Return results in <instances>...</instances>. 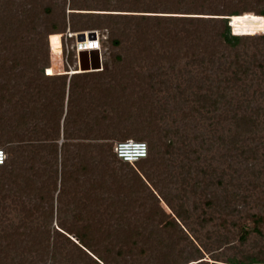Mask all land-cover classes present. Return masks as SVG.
<instances>
[{"label":"rangeland","instance_id":"374dc122","mask_svg":"<svg viewBox=\"0 0 264 264\" xmlns=\"http://www.w3.org/2000/svg\"><path fill=\"white\" fill-rule=\"evenodd\" d=\"M24 1L0 0V135L15 141L0 148L6 151L18 141L38 146L36 167L56 170L57 184L50 187L43 202L22 194L14 202L12 196L4 201L5 209L0 206V264H56L58 260L95 264L71 243L61 224L82 228L90 219H108L107 210L124 209L126 204L108 200L100 204L107 193L91 188L99 179L97 147H115L119 141L113 138L120 133L132 134L131 139L137 140L134 137L142 135L135 131L142 128L144 136L157 130L164 137L160 155L147 168L153 177L158 175L159 189L183 215L177 219L178 226L168 229H164L166 221L158 220V264H237L250 257L263 259L264 40L241 44L233 51L225 46L214 49L209 41L206 44L207 35L213 38L219 27L190 25L182 18L158 21V28L153 21L132 16L116 18L108 28H81L104 14L145 13L103 11L115 8L75 11L70 0H56L57 7L49 16L41 1ZM105 1L116 4L122 0L88 3L102 5ZM168 1L158 0V5L165 3L158 6V12L175 13L158 16L213 18V14L244 9L256 0H185L181 5L180 0ZM193 29L203 34L194 39L190 36ZM68 30L98 31L101 63L88 74L70 75L77 61L71 50L75 40L70 39L65 43V52L70 49L67 73L51 77L61 78L60 82L41 79L39 68L46 75L51 67L49 37ZM156 30L158 35L153 34ZM171 38L172 47L166 48L164 43ZM115 40L121 44L115 45ZM81 75L89 77L77 78ZM63 80L65 96L58 92L42 110L47 95L39 94L40 88H56ZM70 89L75 102L72 115L66 118ZM103 115L116 116L101 122ZM43 130L47 138H42ZM170 139L178 155L167 177L164 167L172 158L166 151ZM55 145L56 157L52 154ZM66 158L69 173L75 165L88 164L89 170L75 171L79 181L64 185L61 175ZM16 167L21 170L20 164ZM117 169L128 176L142 172L137 164L117 165ZM15 174L0 173V184L14 181ZM164 204L159 203L175 219ZM22 206L30 212H22ZM244 229L250 230L246 241L241 240Z\"/></svg>","mask_w":264,"mask_h":264},{"label":"trees","instance_id":"16d2710c","mask_svg":"<svg viewBox=\"0 0 264 264\" xmlns=\"http://www.w3.org/2000/svg\"><path fill=\"white\" fill-rule=\"evenodd\" d=\"M25 0L24 2H26ZM44 4V11L49 16L53 14L54 10L57 7L56 0H38ZM66 1V0H64ZM102 1V0H101ZM123 1V0H122ZM118 2L116 4H112L110 2L105 1L106 3H101L97 5H90L88 0H70V7H73L72 10L80 11L83 9L79 8H115V10H103V11H115V12H142L147 13L149 15H128V14H104V16H97L96 20H88L86 23L79 25L81 28H108L109 24L116 18H125L128 19V16H132L133 19H140L146 21L155 22L158 28V21L162 20H176V19H186L190 25L195 23L199 25H208L210 28L219 27L220 31H213L215 34L213 38L211 34H208L206 44L212 46V48L216 49L217 46H225L227 49L230 48L231 51L235 50L239 45H248L254 40H264V35L259 37H237L231 35L230 28L228 26L227 17L235 14L245 13L246 15L239 19L242 26L245 27H254L256 26L254 23L256 21L255 14L249 13L250 11L256 12L257 14L264 16V0H256L253 3H248L244 9H233L227 12L226 14H213L211 15L213 18H188V17H174V16H158L159 13H170L173 14L175 12H158V6H161L165 3H159L158 0H127L124 2ZM170 1V0H169ZM169 1L167 4H169ZM185 0H180V5L184 3ZM170 10V9H166ZM222 12V11H221ZM80 12H75L74 14H79ZM218 16V17H217ZM225 16V17H223ZM217 17V18H215ZM137 27V26H136ZM196 27V26H195ZM138 28V27H137ZM158 30V29H157ZM153 31V34L158 35V31ZM212 32V33H213ZM125 34V31L122 32ZM131 33V30H130ZM203 34V31H199L198 29H193V32L190 33V36L194 39L199 38L200 35ZM248 34L249 33H245ZM61 34H52L49 37L50 40V49H51V67L47 68L49 75H44L42 69L39 71L36 69L37 65H34L35 73H38L41 79H51L57 74L67 73L66 68L64 67V63L61 59L62 45H61ZM158 37V36H157ZM176 37V36H175ZM172 39L167 40L164 45L166 48L172 47ZM209 41V43H208ZM155 42L154 47L158 44V38L153 41ZM121 41L115 40V45H120ZM217 44V45H216ZM182 50H177V52H181ZM43 67L46 68V58L42 59ZM38 64V63H37ZM42 67V66H41ZM82 73V74H88ZM95 73V72H94ZM52 75V76H50ZM77 75V74H75ZM82 77H77L79 79H85L89 76L81 75ZM61 78H56L54 81L60 82ZM56 88H40L39 94L42 96L47 95L46 103L42 104V110L46 109L50 106L52 102V97L60 92V96H65L64 91V80L60 84H56ZM72 89V88H71ZM70 89L69 94V110L67 116L72 115V111L74 109V96L72 95ZM44 93V94H42ZM59 96V97H60ZM114 113L117 111L113 109ZM101 115V114H100ZM116 116V115H115ZM113 115H103L100 119L101 122H107L113 120L115 117ZM54 121V120H53ZM53 123V122H52ZM51 128V127H50ZM143 128L136 129L135 133L140 134L142 136H135L134 139L138 141L147 140V144L149 147V153L147 158L138 161L137 164L142 172L140 174H133V176L123 175L124 173H120L117 169V165H120L121 168L123 165H131L129 163H123L119 159H117L114 153V147L105 144L97 147L96 153V165L97 170L99 169L98 180L93 181L91 184V188L97 189L101 192H106L107 195L105 198L100 201V204H104L107 200L111 202H116L118 204H126L124 205V209L121 211H113L107 210L109 213L108 219L102 220L98 219L93 222L90 219V223H85L82 228L75 227L74 225L64 226L61 224L64 232L68 235V237L73 241L71 243L75 244L77 249L81 253H83L86 257H89L95 264H128L132 262L133 264H138L139 260L145 261V264H158V220L166 221L164 223V229H168L171 227L178 226L177 219L182 220V213L174 207L171 199L166 196V193L159 189L158 186V175L153 177L152 174L149 173L150 169L147 168L149 164L156 161V158L160 155V149L162 146L163 136L161 132L157 130H150L147 132V135H143ZM42 138H47L48 133L46 130L41 132ZM129 134H122L118 137L115 136L113 139H118L117 141H125L133 138L128 136ZM106 138V136H104ZM114 137V135H113ZM15 141L11 139L4 140L3 136L0 135V146H4L6 144L14 143ZM17 146L6 147L7 159L3 166H0V173L5 174L9 171L15 174V179L12 181L8 179L9 184H0V206L5 209L4 201L7 199H11L12 202L15 201V197L22 198V194H26L27 198L32 196L39 199L40 202L45 200V196H49L50 187L52 185H56L55 183L57 178V171L51 169L44 171L41 168H37V160L39 150L38 146L29 144L25 145L21 141H18ZM44 146H41L40 150L43 149ZM113 148V149H112ZM56 145L52 146L53 155L56 157ZM175 146L171 139L166 145L167 154L172 157L167 162V165L164 167L165 175L167 177H171L167 174L172 173L173 162L175 159ZM69 154V153H68ZM31 160V164L28 166L27 164ZM171 161V164H170ZM21 165V170L17 169V165ZM88 165V164H87ZM87 165H76L74 166L75 171L87 172ZM99 165V166H98ZM79 166V168H78ZM89 166V165H88ZM36 167V168H35ZM80 169V170H79ZM120 169V168H119ZM17 170V171H15ZM71 171L69 173L68 170V158L64 160L62 163V175H61V183L67 185L68 182L73 179L77 182L75 175L76 172ZM43 180L42 183V179ZM162 178V177H161ZM163 179V178H162ZM161 179V180H162ZM79 181V180H78ZM95 182V184H94ZM114 185V186H113ZM112 187H116L114 190ZM65 189V188H64ZM112 194L109 196V193ZM157 192V194L155 193ZM12 196V197H11ZM164 202V207L171 209L175 215V219H170L162 207H160L159 203ZM128 202V203H127ZM130 203V204H129ZM152 204L155 207H152ZM50 206V205H49ZM23 207V206H22ZM115 207V206H113ZM24 208V207H23ZM25 213L30 212L28 209L24 208ZM51 214L53 213L52 204L49 211ZM106 213V214H107ZM112 222L110 224L109 222ZM106 222L107 224H105ZM255 230L258 231L257 227ZM258 233H261L258 231ZM250 235V230L244 229L241 234V240L246 241L247 237ZM72 238H75V241ZM107 246V247H105ZM104 247V250H102ZM116 250V251H114ZM262 255L264 256V250H262ZM113 257V258H109ZM129 259V261H128ZM142 261L139 264H143ZM56 264H74L71 261H56ZM234 264V263H230ZM237 264H264V258L260 259L259 257H250L248 262L239 261Z\"/></svg>","mask_w":264,"mask_h":264},{"label":"built area","instance_id":"2783aa9c","mask_svg":"<svg viewBox=\"0 0 264 264\" xmlns=\"http://www.w3.org/2000/svg\"><path fill=\"white\" fill-rule=\"evenodd\" d=\"M246 14H237L227 17L228 26L230 28L231 35L237 36V37H246V36H257L264 34V16L262 15H255L256 21L254 27H245L242 26L239 19L244 17ZM83 33L85 35V40H78L79 35ZM91 33H94L95 38L91 37ZM245 33H249L245 34ZM74 39V44L72 47V51L75 53L76 58V65L74 72L80 71L83 72H90L95 71L96 69H93L94 67H97L101 63L102 60V43L100 39V35L98 31H85V32H71L68 30L65 34L61 37V45H62V52H61V59L64 63V67L69 66L68 64V54L70 53V49L65 52V43L70 40ZM86 42H88L86 44ZM83 52H87L88 55L84 59V65H87L90 70L84 71L81 68V60H80V54ZM68 53V54H67ZM73 69L70 70V72ZM69 72V73H70ZM47 75L48 70H46ZM80 74V73H76ZM70 75H75L71 74ZM114 153L121 162L123 163H129L131 165H135L138 161H141L145 158H147L149 153V147L146 142L143 141H137V140H125L120 141L115 144L114 147ZM142 153V154H141ZM7 154L6 151L3 148H0V166H3L6 162Z\"/></svg>","mask_w":264,"mask_h":264},{"label":"water","instance_id":"95a60500","mask_svg":"<svg viewBox=\"0 0 264 264\" xmlns=\"http://www.w3.org/2000/svg\"><path fill=\"white\" fill-rule=\"evenodd\" d=\"M90 36L93 37V38H95L94 33H91ZM78 40H82V41L85 40V35H84L83 33H81V34L79 35V37H78ZM87 55H88L87 52H83V53L80 54L81 68H82V70H84V71H89V70H90V68H89L87 65H84V59L86 58ZM98 66H99V65H97V67H94L93 69L98 68Z\"/></svg>","mask_w":264,"mask_h":264},{"label":"bare ground","instance_id":"6f19581e","mask_svg":"<svg viewBox=\"0 0 264 264\" xmlns=\"http://www.w3.org/2000/svg\"><path fill=\"white\" fill-rule=\"evenodd\" d=\"M88 42H86V44H87ZM73 72H71V74H76V73H81L80 71H78V72H74V69L72 70Z\"/></svg>","mask_w":264,"mask_h":264},{"label":"snow or ice","instance_id":"6c2138e0","mask_svg":"<svg viewBox=\"0 0 264 264\" xmlns=\"http://www.w3.org/2000/svg\"><path fill=\"white\" fill-rule=\"evenodd\" d=\"M142 154V153H141Z\"/></svg>","mask_w":264,"mask_h":264}]
</instances>
